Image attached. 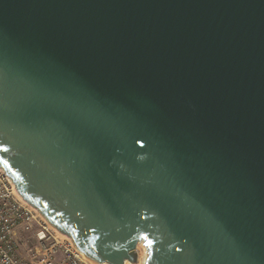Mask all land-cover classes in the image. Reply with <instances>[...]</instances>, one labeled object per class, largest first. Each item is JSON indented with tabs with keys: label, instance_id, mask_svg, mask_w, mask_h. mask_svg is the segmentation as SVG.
I'll list each match as a JSON object with an SVG mask.
<instances>
[{
	"label": "water",
	"instance_id": "obj_1",
	"mask_svg": "<svg viewBox=\"0 0 264 264\" xmlns=\"http://www.w3.org/2000/svg\"><path fill=\"white\" fill-rule=\"evenodd\" d=\"M0 172L94 264H264V0H0Z\"/></svg>",
	"mask_w": 264,
	"mask_h": 264
},
{
	"label": "built area",
	"instance_id": "obj_2",
	"mask_svg": "<svg viewBox=\"0 0 264 264\" xmlns=\"http://www.w3.org/2000/svg\"><path fill=\"white\" fill-rule=\"evenodd\" d=\"M0 264H94L28 205L0 172Z\"/></svg>",
	"mask_w": 264,
	"mask_h": 264
}]
</instances>
